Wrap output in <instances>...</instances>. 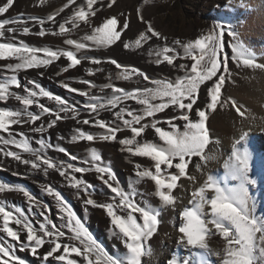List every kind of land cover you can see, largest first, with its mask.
<instances>
[{
	"label": "snow or ice",
	"instance_id": "1",
	"mask_svg": "<svg viewBox=\"0 0 264 264\" xmlns=\"http://www.w3.org/2000/svg\"><path fill=\"white\" fill-rule=\"evenodd\" d=\"M44 4L45 0H38ZM76 0H67V3L58 11L47 17V22L57 23L56 17ZM149 0H144L148 3ZM14 0H6L0 4V14L8 12ZM97 0H85L73 8L70 16L58 24V32L53 35H65L80 26L83 22L91 25L90 17L96 15L93 5ZM115 0H111V7ZM138 18L146 24V30L131 42L124 43L125 49L141 48L152 38L163 41L155 49H149V55L155 56L157 65L166 63L169 66L183 70L182 76L175 79H152L141 69L122 65L115 59L110 63L119 71L116 79L131 80L140 77L147 81L151 87L137 86L131 91L106 84L103 88L111 90V96L104 102L101 97L90 96L88 91H82L70 84L62 82V87L81 96L89 97V103L84 107L99 117L101 110L111 111L116 109L123 101L133 100L140 107H119L113 113L121 124L109 123L103 119L90 120L85 118L77 120L83 125L91 124L103 130L101 133L85 132L81 128L75 129L72 135L73 142L88 141H116L117 133L125 129L131 135L119 140L121 150L132 156L148 158L152 166L145 168L140 164L135 165V175L138 178L133 184L149 179L154 183V195L159 200V206H153L147 200L137 202L139 193L133 186L125 190L117 181L110 165H104L101 155L95 148L89 150V160L84 161L88 167H80L74 163L56 162L48 157L44 150L52 147L44 139L37 143L39 148H33L29 138L24 132L16 138L12 126L28 124L35 125L42 117H47V125L42 123L38 127H32L31 131L43 133L47 129L55 127L60 120L76 119L79 112L75 106L58 95L45 90L34 80L22 84L18 74L24 70L42 68L51 65L61 57L69 62L61 71L67 72L82 63V58L77 52L90 47L107 48L121 39L122 33L128 29L129 23L124 21L118 28L119 20L112 16L103 20L98 26H92L91 32L86 33L79 40L68 38L64 43L74 50L52 49L33 47L23 40L17 41V33L29 34L31 29L27 21L19 18L0 19V60L15 61L2 66L0 71V102L7 103L14 99L22 107L18 109L0 108V132L7 133V138L0 135V144L14 145L20 151L5 150L0 148V153L5 157L30 165L34 170H42L46 175L49 170H55L64 177L69 187L76 189V194L82 200L83 210L88 212L89 207L100 208L106 212L111 225L109 231L118 239L124 251L117 255L110 254L89 229L82 219L72 209L69 202L54 186L41 185V189L56 201L60 213L61 225H57L47 214L50 209L47 204L39 201L27 188L23 186L12 187L6 183H0V193L14 191L23 196L29 205V212L33 208L39 209V218L33 220L20 207L11 210L5 202L0 200V264H26V261L16 255L17 251H30L32 256L38 255V249L48 244L50 250L43 254L42 260L53 258L66 264H142V258L152 254L148 241L157 232L160 224V211L164 207L175 208L177 197L173 195L176 188L180 187L181 178L195 181V177L189 175L188 167L192 159L198 158L196 170L203 173L207 164L217 159L206 151L212 140L207 127L208 110L215 111L218 105L228 103L222 101V88L230 78L228 67L229 57L224 52L223 37L225 32L233 38L231 44V59L237 65L254 69H264V63H259L256 54L241 43L230 25L216 23L212 29L200 35L198 38L182 41L176 38L171 46L168 38L156 30L150 21L144 20L137 9ZM40 25L36 33L45 36L48 29L46 21L37 17L31 18ZM14 25V26H9ZM71 25V27H68ZM6 33L9 34L6 36ZM178 49L182 50V54ZM178 59L191 61L176 64ZM92 64H100L98 59H91ZM90 75L94 74L92 68L86 70ZM99 71V69H97ZM215 78V79H214ZM212 82L206 89V103L204 108H196V119L191 117L194 106L199 100L201 86L206 82ZM82 83L95 87L90 81ZM31 85V87L29 86ZM103 88L101 91H103ZM13 89H21V92ZM39 98H47L54 101L57 108L46 106ZM232 107L240 117H245V111L241 110L231 101ZM33 106L39 108V113L30 111ZM173 108L179 115L170 117L164 121L156 119L158 113ZM62 113L71 114L61 115ZM127 117V118H126ZM147 121V122H145ZM178 121H182L180 124ZM167 124V129L159 126ZM152 129L158 139L147 140L144 138L146 130ZM250 132L242 131L239 138L232 146L227 159L224 160L222 177L211 172L203 173L205 179L190 193L188 206L179 212V226L176 245L178 250H183L187 255L174 252L166 261V264H210L209 256L222 257L220 264H264V211L258 214L256 198L251 194L250 187L257 184V180L251 175L252 154L249 149L248 139ZM57 150L69 156L75 161L64 147L57 146ZM22 153L30 154V158H24ZM173 169L175 171H173ZM94 171L98 179L112 194L107 201L99 202L92 194V185L83 179V174ZM81 174L78 178L75 174ZM264 207V205H262ZM15 225V227H13ZM38 226V227H37ZM211 234H218L224 241L221 251H213L207 242ZM24 237L22 239L21 237ZM61 254L54 255L60 250ZM81 257L82 260L71 258L72 254Z\"/></svg>",
	"mask_w": 264,
	"mask_h": 264
},
{
	"label": "bare ground",
	"instance_id": "2",
	"mask_svg": "<svg viewBox=\"0 0 264 264\" xmlns=\"http://www.w3.org/2000/svg\"><path fill=\"white\" fill-rule=\"evenodd\" d=\"M6 2V0H0V4ZM111 0H97V3L93 5V9L96 10V15L90 17L91 25H86L83 22L76 29H73L70 33L65 35H53L52 32H58V24L65 18L71 15L73 8L84 4L85 0H76L75 4L70 5L64 9L63 12L56 17L57 23L47 22V16L53 12H58L67 0H45L44 4H39L38 0H14L12 7L8 12L0 14V19H12L19 18L27 21V26L31 29L29 34L17 33V41L23 40L25 43L33 47H44L64 50H74L71 46H68L64 41L68 38L79 40L86 33L91 32L92 26H98L104 19L116 16L119 20V27H122L125 20L128 21L129 27L121 36V39L114 45L107 48H95L90 47L85 50L77 52V56L82 58V63L74 68H70L67 72L61 71L62 68L67 67L69 63L66 58L61 57L59 60L54 61L51 65L42 68H33L26 71L22 70L18 76L22 84H27L29 80H34L41 85L45 90L56 93L57 91L70 92L62 87V82H66L82 91H88L90 94H97L101 96L111 95V90L104 88L89 90V85L82 83L84 80H88L92 85L104 86L106 84H114L117 87L129 90L137 86L143 87L149 84L140 77H134L131 80H119L116 79V73L119 71L109 61H106L103 56H112L122 65L131 64L133 67L141 69L147 73L152 79H175L177 76H182L183 70L177 67H172L166 63L157 65L155 56L149 55V49H155L158 45H162L164 42L156 38H152L145 43L141 48H129L123 47L124 43L134 41L138 35L146 30V24L138 18L137 9H140V14L143 15L144 20L150 21L153 27L162 33L163 36L168 38L167 43L171 46L172 41L176 38L182 41H188L198 38L200 35L207 33L204 28L192 26L187 29V33L175 34L169 30L167 26L158 27L159 20L153 15L156 9L157 3L154 0H149L148 3H144V0H133L128 5H121L118 0L111 7L108 4ZM214 8L211 13L214 17H218L222 20L223 24L231 26L232 21H239L236 37L243 43L248 49L256 54V58L259 63H264V0H226L224 6ZM37 17L46 21L45 28L48 32L45 36H39L36 33L40 30V25L36 24L31 18ZM14 26V25H9ZM71 27V25H68ZM9 35L6 33V36ZM224 52L229 57L228 67L233 70L235 81L229 78L224 87L222 88V100L228 101L227 107H217L215 111L208 110L207 127L209 134L214 141L209 145L208 151L217 157L210 161L206 167L203 168V173L211 172L214 175L222 177L224 174L223 163L228 158L231 152V146L233 142L239 138L242 131H249V149L252 154L251 160V175L257 180V184L254 185L253 192L251 194L256 198L257 208L259 210L262 201V195L264 193V69H254L250 67H244L237 65L236 61L231 59L232 51L231 44L233 38L225 32L223 37ZM181 52L182 50L178 49ZM91 59H98L100 64H92ZM15 61L0 60V71L2 66ZM187 63L190 65L191 61L178 59L176 64ZM92 68L93 75H90L86 70ZM99 69V71H97ZM215 79V78H214ZM233 79V78H232ZM212 82H206L201 86L199 93V100L194 106L191 113V117L196 119V108H204L206 103V89L210 87ZM31 87V85H29ZM14 91L21 92V89H13ZM77 99L83 97L79 93L70 92ZM41 103H44L45 98H39ZM231 101H235L236 105L245 111V117H240L232 107ZM73 104V103H71ZM22 107L14 99H10L7 103L0 102V108L5 109H18ZM119 107H126L129 109L140 106L133 100L123 101L116 109L101 110L99 117L95 113L82 114L77 120H83L88 118L94 120L96 118L103 119L109 123L121 124L117 120L113 113L119 110ZM30 111L39 113V108L33 106ZM179 115V112L173 108L166 109L162 113H158L156 119L164 121L170 117ZM127 118V117H126ZM47 117H42L40 121H37L35 125L21 124L12 126L16 138L20 139L18 135L20 132H24L29 138L33 148H39L37 143L40 139H44L46 143L51 144L52 147L46 148L44 153L56 162L66 161L74 163L80 167H88L84 161L89 160L88 154L90 148H95L100 152L104 165H110L117 181L125 189L130 190L133 186H139L146 192L138 191L143 195H137V202L147 200L153 206H159V200L152 193L154 192V183L145 179L133 184L138 178L135 175V165L148 168L152 166V162L148 158L132 156L126 151H122V145L119 140L131 135L130 131L125 129L117 133L116 141H101L97 139L94 142L79 141L73 142L71 137L75 134L76 128H81L85 132L89 133H101L102 129L94 127L91 124L83 125L77 123V120H60L57 125L51 129H47L43 133H36L31 131L32 127H38L42 123L47 125ZM147 122V121H145ZM182 124V121H178ZM159 126L167 129L168 125L161 123ZM7 138V133L0 132ZM150 136H155L152 129H147L144 138L151 140ZM155 139H158L155 137ZM57 146H66L69 151L77 157L75 161L70 160L69 156L60 153L57 150ZM0 148L5 150L20 151L14 145L5 146L0 144ZM24 158H30V154L22 153ZM134 160V161H133ZM198 158H193L189 164L188 173L194 176L195 181H191L187 178H181L179 181L180 187L176 188L173 195L177 197L175 208L164 207L160 211V224L157 232L149 240L148 244L152 250V262L149 264H166V261L174 252H178L181 255H187L183 250H178L176 245V239L178 235L179 226V212L183 210V207L188 206L190 199V193L198 187L200 183L205 179V175L202 172L196 170V163ZM173 171H175L173 169ZM78 178L81 174H75ZM83 179L92 185L98 195L93 197L99 202H105L111 195L110 191L102 184L98 179L97 174L94 171H90L83 174ZM0 183H6L12 187L23 186L27 188L39 201L47 204L50 211L47 213L50 218L59 226L63 223L60 219V213L57 209L56 201L53 197L48 196L42 189L41 185H52L69 202L72 209L85 223V226L93 234V236L104 245L105 249L110 254L117 255L123 252V246L118 239L113 237L109 231L111 225L106 212L100 208L89 207L87 213L84 212L82 200L77 197L76 189L69 187L64 177L60 176L58 172L50 169L46 175L42 170H34L30 165H25L19 161L12 159L11 157H5L0 153ZM28 184V185H27ZM0 200L4 201L6 206L11 210L14 206L20 207L24 212L29 215L30 218L35 220L39 218V209L33 208L32 212H29V205L23 196L14 191H5L0 193ZM15 227V225H13ZM38 227V226H37ZM24 239V237H21ZM209 247L213 250V245L209 244ZM111 249V251L109 250ZM50 250L48 244H45L41 249H38V255L32 256L30 251H17L16 255L26 261V264H66V262H59L53 258H49L48 261H43L42 256L44 253ZM62 249L54 254L59 255L62 253ZM71 258L82 260L81 257H76L73 253ZM210 264H215L213 256L208 257Z\"/></svg>",
	"mask_w": 264,
	"mask_h": 264
},
{
	"label": "rangeland",
	"instance_id": "3",
	"mask_svg": "<svg viewBox=\"0 0 264 264\" xmlns=\"http://www.w3.org/2000/svg\"><path fill=\"white\" fill-rule=\"evenodd\" d=\"M118 1L121 3V5L125 6V5H128L133 0H118ZM154 1L157 3V6H156L155 11L153 12V15L157 17V19L159 20L158 27L167 26V28L173 31L175 34L187 33V29L192 26L204 28L207 32H209L212 29V26L214 24L223 23L220 18L214 17V15L211 13V10H214V8L222 9L221 7L224 6V3L226 2V0H154ZM238 24H239V21L231 22V26L234 32H237ZM103 57L105 58L106 61H110V59H114L112 56H103ZM127 66H132V65L127 64ZM229 70L231 72V76H230L231 80L235 81V76H234L235 74L233 70H231L230 68ZM145 86L151 87L152 85L146 84L143 87ZM102 88L103 86L96 85L95 87H92L89 90L102 89ZM133 89L134 88H131L127 91H131ZM54 95H58L62 97L63 99H65L69 105L75 106L79 112V116L76 119L69 118L65 120L75 121L82 114H87V115L92 114V112H90L84 107L86 103L90 102L89 97L83 96L77 99H73L72 97L74 96L70 92H64V91H57L56 93H54ZM90 96H98V97L104 98L101 101V102H104V100H106L111 95L101 96L95 93V94H90ZM222 101H227V100L223 99ZM44 104L46 106L57 108V109L59 107L55 105L54 101L48 100L47 98H45ZM227 106H228V103L223 104V106L218 105V107H227ZM61 115H68L69 117H71L70 113L68 114L62 113ZM150 137H151L150 138L151 140L155 139V136H150ZM63 147L67 150L68 153L74 156L66 146H63ZM98 153L100 154L99 151ZM89 158L90 157L88 154V159ZM134 187L137 189V191L146 192V190L142 189L139 186H134ZM253 188L254 186L250 187L251 192H253ZM92 194L94 196L98 195V193L94 189H92ZM111 195H106V196L110 197ZM262 205H264V193L262 195L261 206L258 210V214L260 211H264V207H262ZM213 235H216V234H211L207 237V242L208 244L213 245L214 252L221 251L222 253V249L224 247V241L219 235L217 237H213ZM109 250L111 251L110 248ZM107 251H108V248H107ZM221 258L222 257H216L213 255L215 264H220ZM152 259H153L152 254L150 256H145L142 258V264H149L152 262Z\"/></svg>",
	"mask_w": 264,
	"mask_h": 264
},
{
	"label": "trees",
	"instance_id": "4",
	"mask_svg": "<svg viewBox=\"0 0 264 264\" xmlns=\"http://www.w3.org/2000/svg\"><path fill=\"white\" fill-rule=\"evenodd\" d=\"M218 236V234H216V235H213V237H217Z\"/></svg>",
	"mask_w": 264,
	"mask_h": 264
}]
</instances>
